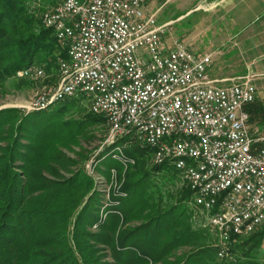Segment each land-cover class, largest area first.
Here are the masks:
<instances>
[{"label": "trees", "instance_id": "16d2710c", "mask_svg": "<svg viewBox=\"0 0 264 264\" xmlns=\"http://www.w3.org/2000/svg\"><path fill=\"white\" fill-rule=\"evenodd\" d=\"M59 2L0 0V96L33 86L16 77L31 64L57 81L67 55L41 17ZM246 110L249 125L264 121L260 101ZM107 128L82 94L27 114L0 109V264H264V222L218 256L188 183L132 136L117 140L132 165L108 157L98 168L107 181L116 169L123 195L98 190L77 165L87 157L82 141Z\"/></svg>", "mask_w": 264, "mask_h": 264}, {"label": "built area", "instance_id": "2783aa9c", "mask_svg": "<svg viewBox=\"0 0 264 264\" xmlns=\"http://www.w3.org/2000/svg\"><path fill=\"white\" fill-rule=\"evenodd\" d=\"M41 22L62 36L67 57L58 60L51 93H42L40 83L38 100L25 109L51 94H82L91 112H104V143L135 129L136 143L152 149L153 164H162L160 155L179 160L176 170L216 230L220 257L233 236L264 222V135L249 128L246 105L256 92L249 77L217 83L208 73L210 54H196L179 39L168 42L166 24L157 23L144 0H60ZM16 77L41 79L40 65Z\"/></svg>", "mask_w": 264, "mask_h": 264}, {"label": "rangeland", "instance_id": "374dc122", "mask_svg": "<svg viewBox=\"0 0 264 264\" xmlns=\"http://www.w3.org/2000/svg\"><path fill=\"white\" fill-rule=\"evenodd\" d=\"M200 1L201 2L196 4L197 3L196 0H144V5L147 11L149 10L153 12L155 11L157 23L166 24L165 38L167 39L168 42H170L173 39H179L182 42H184V44L187 46L189 50L195 53L196 52L202 53L204 51L206 52V54H210V57L212 59L213 55L211 53L213 50L209 49L211 45H215L216 48H220L219 44L216 45V42L218 41L217 39H219V37L217 36L212 37L216 32L215 29H217L220 26V24L225 26L228 25L229 27L228 33L233 34L242 31V29L244 28L243 26H245L247 23L246 21L244 22L239 20L232 21L231 18L228 20H217L218 16H214L215 13H213L216 11L215 7L214 6L211 7V4H209V0H200ZM192 3H193L192 7L195 8L209 7L212 9L206 11H198V9H195L194 11L188 13L187 15H184L183 18H181L180 14L184 13L185 9L189 7V4L191 6ZM230 41L228 42V46L222 49V51H225L226 48L228 50H233V48H236L237 51L233 53V55L231 56V58H233L232 65L234 67L237 66L241 67L242 66L241 59H243L242 57L243 54L241 51L242 41L239 40L238 37H234ZM59 45L60 47H62L60 43ZM45 75L46 76L44 78L38 80H31L25 78L28 81L32 82L33 85L32 87H28V88L24 87L20 91H10L0 96V109L17 107L22 109L23 113L27 114L28 111L25 109L24 105H26L27 102H29L32 99L33 95L35 94L34 91L37 89V87L40 86V83H48V84L56 83V81L52 80L50 74H45ZM106 134L107 131L105 135ZM105 135L103 139L98 138L101 135L98 136L96 135V137H92L89 140L82 141L83 148L88 150L84 152L87 157L83 160V162L81 161L77 165V167L82 168L87 173V175H90L96 183L95 184L96 188L98 190L105 192L106 196L108 192L110 193L111 189L117 191L116 192L117 194L123 195V191L119 189L120 184L118 183V172L116 171V169L112 168L110 170V181H107V179L98 170V168L104 167L101 161L107 159L108 157H112L111 149H106L108 147L107 145H103L102 150L98 154L96 153L98 151L99 146L102 145ZM117 144L122 148L123 151V145L121 141L119 142L117 141ZM74 150L82 151L83 149H79L78 147H75ZM94 153L97 155L94 156L93 155ZM123 154L127 156L124 152ZM70 156L75 157L74 155H70ZM93 157L95 164L92 163L90 166L91 169H89L87 165L90 164L89 159ZM117 161L121 164L120 160ZM127 164L128 166L132 165L131 162ZM261 246L264 249V239L262 241Z\"/></svg>", "mask_w": 264, "mask_h": 264}, {"label": "crops", "instance_id": "0c3cea01", "mask_svg": "<svg viewBox=\"0 0 264 264\" xmlns=\"http://www.w3.org/2000/svg\"><path fill=\"white\" fill-rule=\"evenodd\" d=\"M196 2L198 4L201 1L196 0ZM209 4L211 7H215L216 11L213 13L216 14L214 16H218L217 20L231 18L232 21L239 20L247 23L243 26L242 31L233 34L228 33V25L220 24L215 29L216 32L212 37H219L216 45L219 44L220 48H216L215 45H211L209 48L213 50L211 53L213 56L208 67L210 77L218 80L217 83L223 84L230 83L239 77H249L256 88L255 99L260 101L264 109V0H209ZM192 6L193 3L191 6L189 4V7L180 14V17L183 18L184 15L195 9L198 11L212 9ZM234 37H238L242 41L243 59H241V67L232 65L233 58L231 56L237 51L236 48L233 50L226 48L225 51H222ZM205 53L203 51L197 54ZM249 128L252 133L264 135V121L260 124H250Z\"/></svg>", "mask_w": 264, "mask_h": 264}, {"label": "bare ground", "instance_id": "6f19581e", "mask_svg": "<svg viewBox=\"0 0 264 264\" xmlns=\"http://www.w3.org/2000/svg\"><path fill=\"white\" fill-rule=\"evenodd\" d=\"M55 36L57 38V41L63 46L62 36H60L59 34H55ZM32 66H36V64H31L29 66H25L24 68H32ZM40 75H42V78H44L46 76L45 71H44L43 67H41V66H40ZM53 88H55V83L54 84L53 83L52 84L44 83V84H42V93H51ZM73 97H76V96L63 97V95L51 94L50 96H48L46 98L45 101H42L39 104H31V106H28L26 108V110L28 112H30V111L45 109L49 105H51L52 103L62 101L65 99H69V98H73ZM32 100H38V93H35L29 102H32ZM29 102H27V104H29ZM93 113L103 115V117H104V112H93ZM127 136H132L133 139H137L138 138V131L135 129H128L127 131H124L122 133H119L118 135H115V137H112V139H109L107 141V143H104V141H103L102 145L99 146L98 151L96 153L98 154L102 150L103 145L111 146L110 149L112 151V153H111L112 157L116 158L118 160L120 159V161L122 163H126L127 158L123 154L122 148L117 144V140L124 138V137H127ZM105 138H106V135H105ZM105 138H104V140H105ZM137 144L139 146H142V147L148 146V143H137ZM97 154H95V156ZM128 161L133 162L132 159H129ZM166 162L168 163V165L172 164V166H174L175 169H179V160H167V155L158 156V163H166ZM92 163L95 164L94 158L90 159L89 169H91L90 166ZM189 167H199V160H189ZM196 178H204V171H196ZM196 190H205V183H196ZM196 205L198 207H200V209H201L200 212H202V204H196Z\"/></svg>", "mask_w": 264, "mask_h": 264}]
</instances>
